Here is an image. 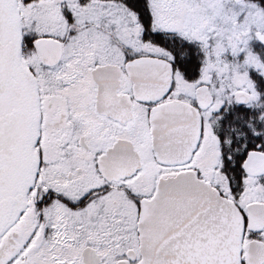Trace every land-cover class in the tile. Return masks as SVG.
I'll return each instance as SVG.
<instances>
[{
    "label": "snow or ice",
    "instance_id": "1",
    "mask_svg": "<svg viewBox=\"0 0 264 264\" xmlns=\"http://www.w3.org/2000/svg\"><path fill=\"white\" fill-rule=\"evenodd\" d=\"M0 264H264V0H0Z\"/></svg>",
    "mask_w": 264,
    "mask_h": 264
}]
</instances>
